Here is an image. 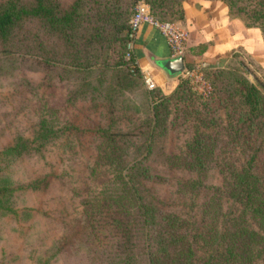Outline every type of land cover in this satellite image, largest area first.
Wrapping results in <instances>:
<instances>
[{
  "label": "rangeland",
  "instance_id": "obj_1",
  "mask_svg": "<svg viewBox=\"0 0 264 264\" xmlns=\"http://www.w3.org/2000/svg\"><path fill=\"white\" fill-rule=\"evenodd\" d=\"M137 1L52 0L0 37V264H264V41L242 21L264 0H208L244 43L209 61L157 4L186 33L168 93L131 68Z\"/></svg>",
  "mask_w": 264,
  "mask_h": 264
},
{
  "label": "crops",
  "instance_id": "obj_2",
  "mask_svg": "<svg viewBox=\"0 0 264 264\" xmlns=\"http://www.w3.org/2000/svg\"><path fill=\"white\" fill-rule=\"evenodd\" d=\"M182 9L183 20L180 23L188 31V44L192 46L197 42L211 43L201 55L204 60L209 61L211 55L225 50L229 43L238 41L244 44L235 36L237 22L229 19L225 5L208 0H183ZM243 28L250 31L244 26ZM133 46L141 73L164 93L170 92L177 84L178 77L168 76L157 65L158 61L170 58V50L161 32L155 27L143 25L135 35Z\"/></svg>",
  "mask_w": 264,
  "mask_h": 264
},
{
  "label": "trees",
  "instance_id": "obj_3",
  "mask_svg": "<svg viewBox=\"0 0 264 264\" xmlns=\"http://www.w3.org/2000/svg\"><path fill=\"white\" fill-rule=\"evenodd\" d=\"M168 0H151V2L148 1V3H146L149 7V11L150 14L153 16V11L154 8L157 4L163 5L165 3H167ZM176 1V0H175ZM179 1V3L173 4L174 6L177 5V9H176V14H177V20L182 21L183 20V9H182V2L183 0H177ZM138 2V1H137ZM145 3V2H144ZM227 3L226 6L228 8V13L231 16L230 12H231V5L229 2H225ZM5 4V3H4ZM52 0H36V4L33 8L30 9H24L23 7L16 10V6L11 3L8 2L5 5H1L0 6V37L1 38H5L9 35V33L11 32L12 28L20 21V19L22 18L23 15H32L35 17L38 16H43L47 19H50L52 17ZM136 5V3H135ZM134 5V7H135ZM134 13V8H133V12L132 15ZM253 16H249V14H245L246 16V20L242 19L245 27L247 28H258L261 33H262V37H263V41H264V22H258V20L260 19H264V10H254L253 12ZM131 15V16H132ZM255 15V16H254ZM131 18V17H130ZM247 19H252V22L247 21ZM256 19V21H255ZM198 47H200V53H203L206 50V43H202L200 44ZM186 64L188 63V59L185 60ZM133 67V72L136 73V75L141 77V71L136 63L135 66H131V68ZM242 94L244 96V99L246 101V103L248 104H257L258 101L254 100V97L252 96L253 91L255 90V88L252 85H249L248 82L246 80H242ZM178 87V86H175ZM149 89H154V86L149 88ZM252 97V99H251ZM264 102V101H263ZM210 264V263H208Z\"/></svg>",
  "mask_w": 264,
  "mask_h": 264
},
{
  "label": "built area",
  "instance_id": "obj_4",
  "mask_svg": "<svg viewBox=\"0 0 264 264\" xmlns=\"http://www.w3.org/2000/svg\"><path fill=\"white\" fill-rule=\"evenodd\" d=\"M143 25L155 27L161 32L170 50L171 58H175L177 56L184 58L186 42L185 31L175 23L158 22L150 14L148 5L143 1H138L134 7V13L129 20L130 38H135V35ZM145 83L148 88L153 87L148 78H146Z\"/></svg>",
  "mask_w": 264,
  "mask_h": 264
},
{
  "label": "water",
  "instance_id": "obj_5",
  "mask_svg": "<svg viewBox=\"0 0 264 264\" xmlns=\"http://www.w3.org/2000/svg\"><path fill=\"white\" fill-rule=\"evenodd\" d=\"M157 65L170 77H178L185 71V60L181 56L175 58L170 57L164 61H158Z\"/></svg>",
  "mask_w": 264,
  "mask_h": 264
}]
</instances>
